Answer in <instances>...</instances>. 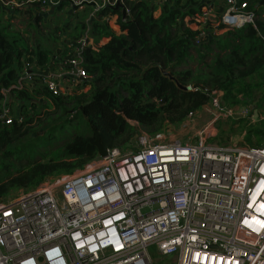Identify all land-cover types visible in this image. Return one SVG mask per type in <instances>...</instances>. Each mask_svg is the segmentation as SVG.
<instances>
[{"label":"built area","instance_id":"2783aa9c","mask_svg":"<svg viewBox=\"0 0 264 264\" xmlns=\"http://www.w3.org/2000/svg\"><path fill=\"white\" fill-rule=\"evenodd\" d=\"M61 1L5 5L36 3L46 11ZM68 1L78 8L93 2L88 18L122 2ZM198 1L201 10L190 23L199 32L196 41L256 19L247 0ZM87 39L86 31L53 69L41 73L53 95L64 96L88 79L82 67ZM30 73L25 69L17 84L0 89V122H12L10 89L24 87ZM209 94L208 104L187 117L211 113L195 142L167 138L170 128L149 134L136 127L134 148H107L81 168L1 198L0 264H152L150 245L162 256L173 255L175 264H264V142L208 140L222 120L256 121L245 104L225 105L221 90Z\"/></svg>","mask_w":264,"mask_h":264},{"label":"trees","instance_id":"16d2710c","mask_svg":"<svg viewBox=\"0 0 264 264\" xmlns=\"http://www.w3.org/2000/svg\"><path fill=\"white\" fill-rule=\"evenodd\" d=\"M7 1L14 0H0V89L17 84L25 69L31 78L22 81L24 87L10 89L13 119L10 124L0 122V199L97 158L93 128L102 145L129 150L136 127L154 134L178 126L208 104L215 88L229 106L246 104L264 91V18L258 17L262 0H247V8L256 14L254 24L209 32L198 41L199 32L190 27L201 10L198 0H122L128 10L124 19L120 8L104 5L79 26L67 21L52 26L49 12L41 11L39 4L25 10L10 8ZM66 7L79 17L94 5L78 8L62 0L51 9ZM24 13L29 16L27 28L14 30L12 21H25ZM44 24L49 28L41 29ZM86 31L82 67L88 79L72 92L55 96L44 86L41 73L53 69L69 43L75 46ZM51 115H57L56 120ZM43 119L61 121L46 136H31L32 125ZM250 126L245 135L251 146H261L264 121ZM65 133L69 137L61 142ZM44 143L56 146L43 155L49 154L45 160L33 159L34 147Z\"/></svg>","mask_w":264,"mask_h":264},{"label":"rangeland","instance_id":"374dc122","mask_svg":"<svg viewBox=\"0 0 264 264\" xmlns=\"http://www.w3.org/2000/svg\"><path fill=\"white\" fill-rule=\"evenodd\" d=\"M14 1H18V0H14ZM31 5L32 4H23V5L19 6L18 8L26 10L27 8L31 7ZM7 6L9 7L10 4H8ZM262 9L264 11V6L260 7L259 10H262ZM92 10L93 9L85 8V11L83 13L79 14V17H78L77 14H72L70 12V8H68V7H66L62 11L61 10L51 9V7L46 9V11L49 12L50 23H51L52 26H54L55 24H60V25H63L64 23L66 24V21H67V23L70 22L72 25H78L79 26L82 22H84L86 20V18H88L89 14L92 12ZM23 15H24V18L26 19L25 21H20L19 22L17 19L12 21L14 30L20 31L21 29L27 28V24L29 23V16H28L27 13H24ZM39 26H41V29L44 28V27H48L46 24L39 25ZM31 29H32V26H31ZM46 30H47V28L45 29V32H43L44 34L47 33ZM28 40H30V39H28ZM51 116H52L51 118H54V120H56L57 115H51ZM210 117H211V113L206 111V110H204V111L198 112V114L194 117V119L191 118V117L188 118V119L186 118L185 121H183L178 126H169L168 128H170V129L167 130V133H168L167 134L168 135L167 138H169V139L177 138V139H179V140H181L183 142L190 141V140L192 142H195L197 140V138L193 137V136H195L196 132L208 122ZM231 120L232 119L228 118L226 120L220 121L218 123V126H217L218 127L217 137H215V135H213V137L211 139H208V140L214 141L215 143H217L219 145L224 144L225 143V140L223 138L224 134L219 132V126L220 125L221 126L224 125L226 122H230L231 123ZM60 121L61 120L56 121V122H54L52 124H51V120H46V119H43L40 122V124H38V122L35 121L34 124L32 123L33 124L32 126L34 127V132L32 133L31 136H36V135H38V136H46L47 132H48V129L51 126H54L53 124H57ZM232 122H234V124L238 125L236 127L237 128L236 130H235L234 126L232 127V129H233L232 135H234V138H233L234 141L233 142L241 144V140L238 139L239 136H240V133L243 130L244 131L245 130L248 131V128L251 127V126L250 125L247 126L243 119L232 120ZM43 125H44V127H42ZM224 127L227 128V126H225V125H224ZM244 127H248V128H244ZM135 136H136V134H135ZM135 136H134V138H135ZM68 137H69V134L65 133L64 136L62 137L63 140L61 142L66 141L68 139ZM252 139H253V141H255V136H252ZM242 144H244V145H253V144L250 143V137L248 135H245L243 137ZM132 145H133V148H134L135 147V143L134 144L132 143ZM55 146H56V144H55ZM55 146H50L49 143H44L43 145L42 144H38L33 149V151L34 152L36 151V153L33 156H31V157L33 159H44L45 160L46 157L49 154H46L44 157H43V155L48 150L50 151ZM10 159H11V157H10ZM15 161H17V160H15ZM30 190L23 191L22 189H16V190L12 191L10 194H8L6 197L14 198V197H17L18 195H21L22 193L29 192ZM149 251H150V254H151V258H152V264H175L173 255L162 256V255L158 254L154 245H150L149 246Z\"/></svg>","mask_w":264,"mask_h":264},{"label":"crops","instance_id":"0c3cea01","mask_svg":"<svg viewBox=\"0 0 264 264\" xmlns=\"http://www.w3.org/2000/svg\"><path fill=\"white\" fill-rule=\"evenodd\" d=\"M98 1H100V0H98ZM147 1H150L151 3L157 4L156 0H147ZM262 1H261V4L264 6V2H262ZM262 11H263V9H262ZM262 11L260 13V16H258L260 18H262V17L264 18V12H262ZM122 19H124L123 15H122ZM245 106L249 107L252 116L256 119V121L254 122V124L252 126H255V125L257 126V124L258 125L262 124L263 121H264V120H262V117L264 116V91L263 92L262 91L259 92L257 97L254 100L250 101V102L248 101V103H246ZM224 125L227 126V128L224 127ZM224 125H222V126L220 125L219 126V132L224 134L223 135V138L225 140L224 144H227V143H230V142L234 143L233 142L234 141L233 140L234 135H232V132H233L232 127L234 126L235 130H236L237 129L236 127L238 125L234 124V122H232V120H231V123L230 122H226ZM217 126H216L215 131H214L215 137H217V134H218V132H217L218 131V127ZM244 128H248V127H244ZM242 132L240 133V136L238 138L241 141L243 140V137L245 136L247 130H245L243 133Z\"/></svg>","mask_w":264,"mask_h":264},{"label":"water","instance_id":"95a60500","mask_svg":"<svg viewBox=\"0 0 264 264\" xmlns=\"http://www.w3.org/2000/svg\"><path fill=\"white\" fill-rule=\"evenodd\" d=\"M262 2H264V0ZM115 6H116V8H120V10L122 12V15L125 16V12H124V9L122 8V5L119 2H117V4ZM177 85H178L179 88L189 89L188 86H183L181 84H177ZM202 89L207 91V89L205 87H202ZM93 130H94V133H95V138L92 141V144L97 148L98 156H100V157L105 156L106 153H107V147L101 144L99 133L94 128H93Z\"/></svg>","mask_w":264,"mask_h":264}]
</instances>
